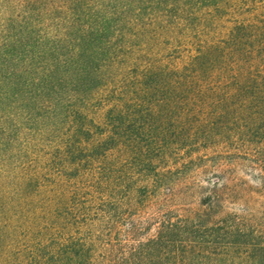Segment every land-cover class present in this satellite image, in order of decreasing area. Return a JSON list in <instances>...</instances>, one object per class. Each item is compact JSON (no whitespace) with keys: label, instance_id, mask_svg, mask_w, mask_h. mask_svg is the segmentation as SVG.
<instances>
[{"label":"trees","instance_id":"1","mask_svg":"<svg viewBox=\"0 0 264 264\" xmlns=\"http://www.w3.org/2000/svg\"><path fill=\"white\" fill-rule=\"evenodd\" d=\"M6 6L0 152L21 127L60 130L55 180L13 176L26 203L22 264H264V0H0ZM139 38L151 40L137 77L151 91L145 123L125 120L119 98L90 116L111 83L107 68L137 69ZM201 147L215 149L221 175L185 176L177 191L165 163L178 149L193 165ZM235 157L260 184L239 177Z\"/></svg>","mask_w":264,"mask_h":264},{"label":"rangeland","instance_id":"2","mask_svg":"<svg viewBox=\"0 0 264 264\" xmlns=\"http://www.w3.org/2000/svg\"><path fill=\"white\" fill-rule=\"evenodd\" d=\"M7 6L6 10L1 8L0 14L2 16L12 12L10 9H7ZM143 40V38H139L138 41H135L139 43L132 49L134 50V53H132L133 56L138 58L136 62L137 69L131 67L132 65L130 63L120 64L119 68L114 71L109 69V67L107 68V79L110 80L111 83L105 87L106 92L101 96L102 98L94 101L89 107L88 113L90 116H95V118L98 119L99 117L97 116H99L100 111H102L99 107L113 102L115 98H119L121 100L120 102L123 104L121 105L125 112V120L131 115V118L134 119L132 125L137 130L145 123L144 120L138 122V116L145 115L146 109H148V106H151V91L145 89L143 85L139 86L137 77L141 81L143 80V78L141 79L139 76L141 66L144 63L151 62V40L148 42L146 41L147 43ZM169 50L171 52L172 47ZM145 82L151 84V79L149 78V80ZM135 111H138L140 115H132ZM149 122L148 124H151V119ZM54 124V122H51L44 126L40 123L36 125V127H32L33 129L21 127L11 138L12 141L10 145L7 146L8 150L6 152V157L4 152H0V154H4V156L0 155V264H22L23 259L26 261L23 254H21V249H23L26 244L25 240L27 236H25V234L27 231L25 230L27 229V225H24L23 222V224L20 225L22 227H17L23 220L25 221L23 218L25 212L21 210V206L23 207L26 203H24L23 197H21L22 192H20L19 186L16 184L17 180L13 176L14 174L16 176H23V172L28 171L38 174L39 176L42 175L44 178L39 179L40 186H45L49 180H55L58 168H55L53 164L49 163V159L54 152V140L57 138L60 130H56V126L53 128ZM37 126L39 127L37 128ZM214 150L213 148L207 150L201 147V149L193 153V159H196V162L192 165V163L187 164L184 152L174 149L175 154L172 159L167 160L165 164L175 170L172 178L180 184L175 186L177 191L186 188L184 178L188 175L193 174L200 180L217 181V177L221 174L213 168H217V164L221 158L217 156ZM136 157L137 156L133 155L131 152H125L122 154L121 159L125 163H129L130 161L131 165L135 167V170L139 171L140 166L138 165V160L135 161L134 159ZM235 158L236 159L232 158V160L237 167L236 173L239 177L244 178L245 181L251 185L260 184L258 179L260 173L253 167L252 163L244 158ZM2 164L10 168L11 171L3 172L1 169ZM201 166L208 168V171L201 172ZM207 181H202V183L206 184ZM42 188H30L27 191V193L30 194H27L29 200L33 201L34 198L40 194ZM32 197H34L33 200ZM38 199L40 198H35V200ZM41 202L42 200L35 204L38 205Z\"/></svg>","mask_w":264,"mask_h":264}]
</instances>
